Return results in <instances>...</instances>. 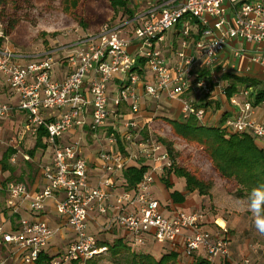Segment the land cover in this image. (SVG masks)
Instances as JSON below:
<instances>
[{
	"label": "built area",
	"instance_id": "2783aa9c",
	"mask_svg": "<svg viewBox=\"0 0 264 264\" xmlns=\"http://www.w3.org/2000/svg\"><path fill=\"white\" fill-rule=\"evenodd\" d=\"M127 27H132L130 36L123 33ZM172 29L180 41L170 62L164 46ZM2 36L0 77L16 105L0 98V119L21 110L26 115L25 132L37 138L45 128V148L52 155L41 165L39 183L32 188L24 181L2 178L0 153V196L4 195L8 215L15 221L10 229L0 224V264H87L107 249L90 231L92 213L107 215L105 230L119 226L131 235L136 248L151 241L168 243L189 260L231 259L226 224L210 222L199 210L165 212L153 185L173 159L162 141L143 136L144 126L134 115L141 110L142 96L179 99L181 119L193 117L200 124H211L207 103L227 95L220 82L204 72L218 61L230 39L262 48L264 0H147L134 18L78 37L71 44L77 49L59 62L51 53L59 48L22 62L23 56L6 46ZM252 60L264 64L262 56ZM56 65L66 71L62 78L53 74ZM140 65L142 73L137 69ZM190 90L208 102L183 97ZM241 94L246 97L248 90ZM229 100L238 104L236 94ZM123 105L132 116L119 120ZM251 111V103L245 101L223 125L230 132H250L264 144V123ZM112 116L115 120H109ZM88 150L94 151L95 162L105 173L97 182L91 180ZM24 156L31 160L29 154ZM139 163L148 168L136 187L125 188L123 178L117 183V173L122 175L125 168ZM118 186H122L119 191ZM49 209L57 216L55 225L46 216ZM208 224L215 228H205ZM56 236L63 240L60 246L53 242ZM53 246V257L40 263L41 254H49ZM244 264H252L250 258Z\"/></svg>",
	"mask_w": 264,
	"mask_h": 264
},
{
	"label": "rangeland",
	"instance_id": "374dc122",
	"mask_svg": "<svg viewBox=\"0 0 264 264\" xmlns=\"http://www.w3.org/2000/svg\"><path fill=\"white\" fill-rule=\"evenodd\" d=\"M146 1L133 0V5L138 10L146 5ZM67 4L66 0H10L7 5H0V9L4 10L5 7L6 12L16 11L17 15L23 16V20L7 35L4 33V23L0 21V34L3 35V43L21 54L23 57L20 61L22 62L37 59L51 50L59 48L51 52L53 58L59 62L72 50L77 49V46L71 44L78 37L96 34L105 24L115 27L120 23L119 17L114 15L109 0H79L78 7L70 10H68ZM131 28L127 27L123 33L130 36ZM168 34L172 35V30H169ZM62 46L64 47L60 49ZM171 50L173 51L174 48L171 47ZM171 50L166 52L168 56L171 55ZM58 69L59 65H56L53 69L54 75ZM2 82L3 80H0L1 99H3L2 95L7 94L6 86ZM110 95L112 96V92ZM145 98L144 106L140 110L143 115H137V113L136 117L144 126L147 136L160 141L162 139L171 141L176 164L195 170L206 180H211L214 183L210 193L204 195L202 206L197 210L208 214L212 219L220 217L228 221L226 225L231 243V259L222 263L244 264V259L248 257L254 264H264V236L257 232L252 213L246 210L248 199L237 195L235 182L219 177L208 156L197 143L190 142L175 132L172 121L182 119L179 117V112L174 111L170 102L164 99ZM121 107L124 110L120 111L117 118L119 120L130 118L132 116L130 108L125 105ZM109 120H115V117L112 116ZM25 121L26 115L24 117L18 110H14L8 119H0L1 155L10 147L17 150L15 160L10 162L15 167L14 174L2 171L1 176L4 180L7 177L20 180L22 175L24 178L21 181L33 185L37 179L40 180L41 165L49 162L52 154L49 149L40 148L36 151V155L31 157V160L25 158L24 155H28L29 150L33 149L36 144V138L25 132ZM143 136L145 135L143 134ZM174 177L173 188L167 189L170 192L174 189L182 191L185 180L181 177ZM38 183L39 181L36 184ZM153 193L163 205H169L170 200L166 199L164 190L157 184L153 185ZM90 231L94 232L92 229ZM99 235L100 240L106 239L105 231L99 232ZM112 238L110 237V239ZM137 248H145L159 257L160 253L170 249V246L168 243L151 242L141 248L137 246ZM87 264H129V261L126 254L113 256L111 251L105 250Z\"/></svg>",
	"mask_w": 264,
	"mask_h": 264
},
{
	"label": "trees",
	"instance_id": "16d2710c",
	"mask_svg": "<svg viewBox=\"0 0 264 264\" xmlns=\"http://www.w3.org/2000/svg\"><path fill=\"white\" fill-rule=\"evenodd\" d=\"M66 1H68V10L78 7L79 0ZM9 2L10 0H0V5H7ZM109 3L114 15L119 17L120 20H130L136 16L137 8L133 5V0H109ZM5 9V7L4 10L0 9V21L4 23V33L7 35L23 20V16L17 15L16 11L12 13L6 12ZM180 26L178 24L177 27L179 28ZM141 62L144 63L143 60ZM137 69L140 73L143 72L141 65ZM204 75L211 79L209 71H205ZM222 80L226 83L224 90L228 98L235 93L248 90V95L245 98L252 106L264 103V81L240 77L231 72L223 73ZM219 103H217V106ZM208 104L210 103L208 102ZM223 122L224 120L222 119L215 124L203 125L191 117L187 120L174 119L172 124L173 129L179 136L188 139L190 142L197 143L203 149L219 177L236 183L239 197L248 199L254 187L264 185V147L256 142L250 132H230L224 127ZM142 134L148 137L144 128ZM45 135V128H41L36 138L35 146L28 152L31 157L36 155L38 149L46 147L43 141ZM162 142L173 159V165L160 175L162 183L167 188L172 189L174 184L170 180V176L175 175L185 180V190L187 191L186 194H183L177 189L172 190L170 192L171 200L175 203H182L186 200L187 194L195 192L203 196L208 195L213 187V181L206 180L195 170L176 164L174 161L176 157L173 143L165 139H162ZM16 152L15 148L10 147L2 154V171H9L11 175L14 174L15 167L10 162ZM28 164L32 166L30 162ZM147 168V164L144 163L125 168L122 173L123 186L125 188L136 187ZM23 178L21 175L20 180ZM99 246L107 247L106 250L111 251L113 256L128 255L129 264H223L212 263L202 256H195L188 260L181 251L171 247L167 251L161 252L159 257H157L147 249L145 250V248H134L123 238H116L113 241L106 238L99 241ZM52 257L48 253H42L40 263L47 262ZM186 259L187 261H185Z\"/></svg>",
	"mask_w": 264,
	"mask_h": 264
},
{
	"label": "crops",
	"instance_id": "0c3cea01",
	"mask_svg": "<svg viewBox=\"0 0 264 264\" xmlns=\"http://www.w3.org/2000/svg\"><path fill=\"white\" fill-rule=\"evenodd\" d=\"M168 33H167V38H166V42L164 46L165 54L166 52H169L171 50V47H173L175 50V48L178 46L179 41H180L179 36L177 35V32L175 29H172V35H169ZM197 35H198L197 33H194V36L198 37ZM131 49H134V46H132ZM174 50L173 51L171 50L172 53L170 56L166 54L170 62H173L175 60ZM238 50L240 53L236 54V51ZM258 55L264 58V45L262 46L260 50H258L256 44L253 42H246L241 39H230L228 40L225 51L222 52V54L219 56L218 61L209 70V73H211L212 79L219 81L222 86L226 84L222 80V74L226 72H231L240 77L243 76V77H249V78H253L256 80L258 79V80L264 81V64H261L259 62L252 60L254 56H258ZM65 72H66L65 69H58L55 77L62 78L65 75ZM0 80H3L2 83L4 86H6V89H7V94L4 96L1 94L2 95L1 97H3L5 101L12 103L15 106L16 99L10 96L8 85H7V82L5 81V78L0 77ZM0 89H1V86H0ZM235 94H236V100L238 104L232 103L229 100L230 98H228V96H226L225 98L218 99V100L209 101L210 104H208V107L213 114L211 124L218 123L220 120L222 119L225 120L226 118L232 117L240 112V109L242 105L245 103L246 98L244 95L241 94V92L235 93ZM183 97L194 98L196 100H199V102H208L207 100L208 98H203L201 95L196 94L192 90L186 92L183 95ZM145 99H146L145 96H142L141 110H142V106H144ZM168 102L171 103V106L174 108L175 112H179V117L181 118L180 100L176 99V100L168 101ZM218 102L220 103L217 106ZM15 110H18V109H15ZM121 110L123 111L124 109H121ZM18 111H20L25 117V114L21 110H18ZM137 115H143V113L140 111ZM134 116L136 117V115ZM251 116L254 117L256 120H259L260 122L264 123V103L257 105V106H252ZM256 142L260 146L264 147V144L258 141ZM86 155H88L91 161V164H90L91 180H93L94 182H97L102 177L105 176V173H103V171H101V169L97 166V163L95 162L96 156H95L94 151L88 150ZM174 176L175 175L170 176V180L172 181L173 184H175ZM114 178L115 179L118 178L117 179L118 184H120L123 181L121 173H117L114 176ZM38 181L39 180L37 179L35 182L37 183ZM36 183H34L33 185H30V184L29 185L30 187L35 188L37 185ZM154 184H157L158 186H160L164 190V193L166 194V199L170 200V202L168 203L169 205H164L165 212L167 214L173 213L176 210H184V211L188 210V212L195 211L198 208H200L203 204L204 196L202 195L198 196V194L196 195V193L187 194L186 200L183 203L173 202L170 197V190H168L167 187L164 185V183L161 182L160 176L157 178ZM121 188L122 186H118L117 191L121 190ZM181 192L183 194L187 193V191L185 190V186ZM48 212L49 213L46 216L50 217L49 219L51 223L55 225L57 223V216L51 209H49ZM22 213L23 215H28L26 212H22ZM208 218L210 219V222H214L216 220L219 224L224 225L228 223L226 219H223L220 217L212 219L210 216H208ZM107 222H108L107 215H100L98 213H92L91 219H90V229L94 230V233H96L98 236H100L99 232L105 231V237L110 241H113L116 238H123L124 240H127L130 245L136 248V246L133 245V242H132L133 239L131 235L128 234L125 230H123L119 226L114 225L112 228L105 230L104 225ZM14 223L15 221L11 220L10 216L8 215V211L6 210L4 195L1 194L0 196V224H4V226L7 229H10L12 225H14ZM231 225L233 224L231 223ZM208 227L214 228V225L208 224L205 226V228H208ZM110 237H113L112 238L113 240L110 239ZM57 238H59V240H57ZM53 242L59 245L63 243V240L60 236H56ZM148 243H151V241H149ZM55 253H56V247L53 246L51 247L49 254L52 255ZM187 259L189 260V258ZM251 263L254 264L253 262Z\"/></svg>",
	"mask_w": 264,
	"mask_h": 264
},
{
	"label": "clouds",
	"instance_id": "9594fccd",
	"mask_svg": "<svg viewBox=\"0 0 264 264\" xmlns=\"http://www.w3.org/2000/svg\"><path fill=\"white\" fill-rule=\"evenodd\" d=\"M246 210L252 213L257 232L264 236V185L254 187L251 190Z\"/></svg>",
	"mask_w": 264,
	"mask_h": 264
},
{
	"label": "bare ground",
	"instance_id": "6f19581e",
	"mask_svg": "<svg viewBox=\"0 0 264 264\" xmlns=\"http://www.w3.org/2000/svg\"><path fill=\"white\" fill-rule=\"evenodd\" d=\"M220 222H222V221H220Z\"/></svg>",
	"mask_w": 264,
	"mask_h": 264
}]
</instances>
